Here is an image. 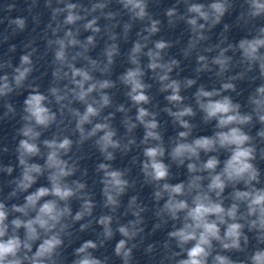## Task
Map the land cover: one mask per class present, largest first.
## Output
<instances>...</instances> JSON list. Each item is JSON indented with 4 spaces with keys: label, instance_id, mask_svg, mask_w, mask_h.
Returning <instances> with one entry per match:
<instances>
[{
    "label": "clouds",
    "instance_id": "1",
    "mask_svg": "<svg viewBox=\"0 0 264 264\" xmlns=\"http://www.w3.org/2000/svg\"><path fill=\"white\" fill-rule=\"evenodd\" d=\"M25 2L32 14L39 0ZM115 2L119 11L110 8L113 0H89L87 6L79 0H45L51 15L43 39L52 54L46 93L35 79H29L36 71L35 41L23 44L18 65L0 57L4 109L0 119L19 116L20 123L15 148L19 174L8 181L7 195L0 197V264H65L64 249L79 238L77 233L88 230L96 239L76 247L71 264H110L108 256L97 258L94 253L116 234L122 238L114 254L122 264H133L134 250L141 246L151 259L159 257L158 264H264V178L256 163L264 160V147L258 146L264 144V24H256L264 20V0H243L236 26L247 28L251 38L237 43L229 40L231 26L226 23L218 42L208 43L209 34L234 9L236 0H176L165 11L167 25L187 26L190 37L180 53L186 60L195 57L194 78L182 79L177 78L183 71L181 61L168 51L180 41L153 39L161 32L162 21L148 11L150 0ZM16 7L12 0L3 10L11 13ZM122 15L128 19H119ZM5 20L11 33L0 34V43L27 28V17L5 16L0 23ZM101 20L106 21L103 26ZM32 22L39 26V15H32ZM137 22L142 27L126 54L129 67L113 80L120 41L129 40ZM82 31L90 34L81 39ZM98 38L104 46L93 58L89 53ZM8 52L15 53L16 45H10ZM205 73L214 76L219 87L198 85ZM146 77L159 85L164 107L153 103V84ZM245 80L261 81L248 95L246 111L231 95L241 94L238 82ZM118 85L124 89L127 105L114 100L112 90ZM193 87L191 98L182 94ZM24 90L28 95L18 113L9 97ZM161 112L176 129L167 142ZM117 113L123 135L114 126ZM198 115L203 125L213 126L212 135H194L198 125L192 121ZM256 124L260 127L252 135L250 129ZM53 128L50 138L42 139ZM137 128L143 129L139 141L134 135ZM89 142L102 157L95 166L102 186L99 204L77 155ZM134 148L140 149L142 159L133 156L131 165H138L142 186L152 189V233L171 226L163 242L146 246L149 206L138 194L122 205V198L136 190L137 179L131 178L132 167L115 168L112 163L117 153L128 156ZM8 151L6 146L0 148ZM37 158L43 163L34 162ZM173 166L186 169V179L172 183ZM14 171L13 166L0 163V173L11 177ZM41 178L47 184L34 188ZM21 197V203L9 204ZM73 201L79 203L75 212ZM97 207L99 216L94 214ZM122 216L132 218L122 222ZM233 253L242 258L234 259Z\"/></svg>",
    "mask_w": 264,
    "mask_h": 264
}]
</instances>
